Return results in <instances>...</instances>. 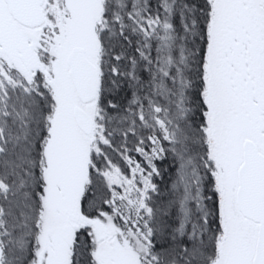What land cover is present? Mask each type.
<instances>
[{"label": "snow or ice", "instance_id": "6c2138e0", "mask_svg": "<svg viewBox=\"0 0 264 264\" xmlns=\"http://www.w3.org/2000/svg\"><path fill=\"white\" fill-rule=\"evenodd\" d=\"M0 264H264V0H0Z\"/></svg>", "mask_w": 264, "mask_h": 264}, {"label": "trees", "instance_id": "16d2710c", "mask_svg": "<svg viewBox=\"0 0 264 264\" xmlns=\"http://www.w3.org/2000/svg\"><path fill=\"white\" fill-rule=\"evenodd\" d=\"M145 134H147V133H145ZM132 155H133V157H134L135 159H137V160L141 159V158L139 157V155L136 154V153H134V152L132 153ZM160 167H161V168H167V164H161ZM165 179H167V177H165ZM157 182L160 183L159 178L157 179Z\"/></svg>", "mask_w": 264, "mask_h": 264}]
</instances>
